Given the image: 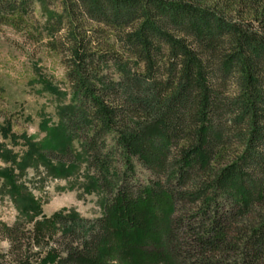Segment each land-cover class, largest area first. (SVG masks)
<instances>
[{
  "label": "trees",
  "instance_id": "obj_1",
  "mask_svg": "<svg viewBox=\"0 0 264 264\" xmlns=\"http://www.w3.org/2000/svg\"><path fill=\"white\" fill-rule=\"evenodd\" d=\"M40 2L58 5L47 46L72 91L43 154L83 160L105 198L99 217L54 214L44 252L1 225L0 264H264V0H241L247 18L197 0H0V27H27ZM3 98L0 80V112Z\"/></svg>",
  "mask_w": 264,
  "mask_h": 264
},
{
  "label": "rangeland",
  "instance_id": "obj_2",
  "mask_svg": "<svg viewBox=\"0 0 264 264\" xmlns=\"http://www.w3.org/2000/svg\"><path fill=\"white\" fill-rule=\"evenodd\" d=\"M197 1L247 18L241 0ZM54 11L58 5L40 2L27 27H0V226L21 223L30 253L52 247L51 237L59 231L54 214L99 217L105 198L83 160L60 163L43 154L60 148L62 112L72 102L65 58L47 46L45 17ZM7 248L0 232V252Z\"/></svg>",
  "mask_w": 264,
  "mask_h": 264
}]
</instances>
